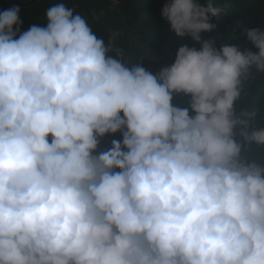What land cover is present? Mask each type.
Wrapping results in <instances>:
<instances>
[{"label":"clouds","instance_id":"1","mask_svg":"<svg viewBox=\"0 0 264 264\" xmlns=\"http://www.w3.org/2000/svg\"><path fill=\"white\" fill-rule=\"evenodd\" d=\"M231 7L166 0L156 72L63 3L0 10V264H264V27L212 36Z\"/></svg>","mask_w":264,"mask_h":264},{"label":"trees","instance_id":"2","mask_svg":"<svg viewBox=\"0 0 264 264\" xmlns=\"http://www.w3.org/2000/svg\"><path fill=\"white\" fill-rule=\"evenodd\" d=\"M31 0L28 5L37 2ZM166 0H117L113 4L116 14L123 17L129 24L136 21L138 32L133 33V44L143 53L144 66L156 72L160 67L171 64L175 59L177 45L174 44L177 38L168 30V25L161 18V9ZM203 3L211 2L217 7H222L225 3L232 5L227 14H221L215 18L218 29L212 36H219L223 42L237 43L243 42L246 47L255 49L241 33L247 28L264 27V0H201ZM79 12V11H77ZM92 27L93 31L108 39L109 31L103 25L100 18L93 15L88 9L79 12ZM46 23V22H44ZM41 23L39 26H42ZM191 46V41L186 40ZM118 46L121 47V38ZM219 46V42H218ZM199 47V45H197ZM259 89L250 99L259 100ZM176 102L182 106H188V98L178 97ZM122 139L120 134L115 137H107L101 142V149L111 146V139Z\"/></svg>","mask_w":264,"mask_h":264},{"label":"water","instance_id":"3","mask_svg":"<svg viewBox=\"0 0 264 264\" xmlns=\"http://www.w3.org/2000/svg\"><path fill=\"white\" fill-rule=\"evenodd\" d=\"M63 3L70 9L79 12L88 9L93 15L100 18L105 28L118 31L123 35L121 47L124 48L130 62L139 63L144 55L133 44V33L138 32L136 21L129 24L123 17L116 14L113 4L114 0H38L37 2L21 6L10 2V0H0L2 9L19 6L21 9L20 18L23 21L22 30H27L31 25H40L47 21L46 11L55 4ZM119 38V39H120Z\"/></svg>","mask_w":264,"mask_h":264},{"label":"rangeland","instance_id":"4","mask_svg":"<svg viewBox=\"0 0 264 264\" xmlns=\"http://www.w3.org/2000/svg\"><path fill=\"white\" fill-rule=\"evenodd\" d=\"M18 3H21L22 5H28L31 0H12ZM117 0H114V3H116ZM0 10H3L0 6Z\"/></svg>","mask_w":264,"mask_h":264},{"label":"flooded vegetation","instance_id":"5","mask_svg":"<svg viewBox=\"0 0 264 264\" xmlns=\"http://www.w3.org/2000/svg\"><path fill=\"white\" fill-rule=\"evenodd\" d=\"M10 2L15 3V4H18V5H21V6H26V5H22L21 3H18V2L12 1V0H10Z\"/></svg>","mask_w":264,"mask_h":264}]
</instances>
